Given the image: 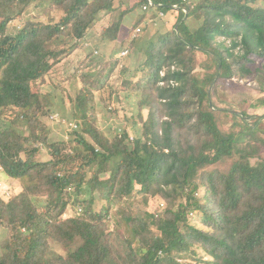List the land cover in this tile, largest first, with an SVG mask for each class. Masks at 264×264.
Returning <instances> with one entry per match:
<instances>
[{"label":"trees","instance_id":"1","mask_svg":"<svg viewBox=\"0 0 264 264\" xmlns=\"http://www.w3.org/2000/svg\"><path fill=\"white\" fill-rule=\"evenodd\" d=\"M146 1L122 9L103 27L102 40L116 42L132 11H140L141 28ZM151 1L160 8L149 12H163L171 25L142 45L136 44L142 30L130 41L144 56L138 106L150 111L141 135L132 142L126 132L107 139L94 124L86 87L71 101L80 129L66 143L51 144L36 129L26 136L18 124H38L51 106L54 97L35 87L68 51L67 40H83L101 15L118 9L114 0H0V170L22 185L8 201L0 199V264H198L187 263L196 249L208 255L206 264H264V115L218 109L209 91L215 80L262 71L250 64L251 57L264 60V7L254 6L257 0ZM31 4H48L62 16L26 21L8 33ZM195 53L209 64H197ZM94 62L103 57L90 56ZM198 68L205 73L194 81ZM41 146L47 161L38 160ZM225 162L226 171L215 167ZM137 195L145 203L162 199L166 207L132 213L126 200ZM76 205L79 214L62 218ZM198 216L207 229L189 223Z\"/></svg>","mask_w":264,"mask_h":264},{"label":"rangeland","instance_id":"2","mask_svg":"<svg viewBox=\"0 0 264 264\" xmlns=\"http://www.w3.org/2000/svg\"><path fill=\"white\" fill-rule=\"evenodd\" d=\"M136 2L137 0H114V7L118 10L105 15L103 21L99 22L98 27H96L97 24H94L90 31L94 29L90 32L91 34L87 40H67L64 46H68L66 47L68 51H64L60 61L39 81V86L35 87V90L50 93L54 97L51 100V106L48 107L47 105L42 109V114L38 117V124L23 126L21 122L18 123L26 136H29V132L31 133L36 129L35 132L39 135L43 134L51 144L56 142L66 143L70 139L71 133L80 129L78 122L73 119L74 111L71 101L76 97L79 90L87 89L86 87L91 92L88 109L94 110L93 114L96 118L94 124L107 139L120 138L125 132L128 134L129 141L130 138L134 140L135 135H141L143 123L147 121L150 111L147 107L138 106L139 100L143 97L137 85L144 81L146 77L143 67L144 56L141 53H134L133 46L129 48L130 41L137 38L131 37L130 31L136 27L135 18H137L140 11H132L124 17L125 28H123L122 34L119 35L118 41L113 42L105 39L99 42L97 40L100 39L104 26H110L112 22H115L122 9H131ZM254 6L264 7V0H257ZM151 12H147L148 15L141 24L142 34L140 33V40L136 41L138 45H142L143 40L152 38L157 32L162 35L166 32V27L171 25L166 19L155 17ZM135 13L136 16H134ZM61 16L62 13L53 6L31 4L21 16L8 24L7 30L8 33L15 34L26 21L27 23L48 22L49 20L57 22ZM191 23L195 24V22ZM94 30L95 32H93ZM217 40L222 41V39ZM226 44H228V41H226ZM123 50H127L128 54L119 57ZM194 55L197 64H209L208 57L201 53H195ZM90 56H102L103 62L101 64L96 62L89 64ZM251 59H253V63L250 66L252 69H262L260 73L242 78L237 73L233 78L219 79L213 82L209 91L213 105L216 108L237 112L246 111L248 115H264V60L256 57H251ZM204 73V70L196 69L193 73V80H201ZM85 82H87V85L84 84ZM215 112L218 113V111ZM54 115L58 117L52 119L51 117ZM225 122L227 123V120ZM218 123L220 127L223 126V118L220 116H218ZM69 124L78 125V128L73 129ZM225 127L228 128L226 125ZM41 150L38 160H49L50 156L45 147L41 146ZM261 156L264 157V146L261 148ZM229 163H220L215 167L221 171H226ZM21 189V183L8 178L0 170V199L6 202L17 195ZM39 204H44V200H41ZM102 204L98 201L95 203L94 207L97 212L101 210ZM165 207L166 202L159 198H151L145 203L142 195H137L126 200V208L132 213H136L138 210L159 213ZM81 209L78 205L71 206L62 218L75 216L81 212ZM188 221L198 228L207 229V224L199 216L191 217ZM105 222L107 231L112 232L114 229L112 215L107 217ZM4 236L5 230L0 229V244ZM57 251L62 253L63 248L59 246ZM196 251V256L192 257L187 263L206 264L209 261L208 255L201 249H196Z\"/></svg>","mask_w":264,"mask_h":264},{"label":"built area","instance_id":"3","mask_svg":"<svg viewBox=\"0 0 264 264\" xmlns=\"http://www.w3.org/2000/svg\"><path fill=\"white\" fill-rule=\"evenodd\" d=\"M175 1H177L178 3H182V4H190V3H192L193 0H175ZM155 8H160V5L154 4L151 0H147L146 3L142 5L141 11L142 12H149V10L155 9ZM173 9H178V7L176 5H174ZM182 11L184 13H186L185 9H182ZM163 16H164L163 12L159 11L158 12V17L159 18H163ZM140 33H141V28L137 27V28L134 29L133 34L131 35V37L136 38L137 36H139ZM127 54H128V51L127 50H123L120 53L119 57H124ZM57 117H58L57 115H54L51 118L54 119V118H57ZM69 126L72 127L73 129H77V125H75V124H69ZM130 141H133V138H130Z\"/></svg>","mask_w":264,"mask_h":264},{"label":"crops","instance_id":"4","mask_svg":"<svg viewBox=\"0 0 264 264\" xmlns=\"http://www.w3.org/2000/svg\"><path fill=\"white\" fill-rule=\"evenodd\" d=\"M136 12V11H135ZM130 13H132V12H130ZM106 15H108V14H106ZM134 16H136V13H135V15ZM103 17H105V15H101L100 16V20L98 21V23H97V26L96 27H98V24H99V22H101V21H103L102 19H103ZM125 20V19H124ZM124 20H123V25H122V27H121V31H120V34H122V30H123V28H125V24H124ZM94 29V28H93ZM92 29V30H93ZM91 30V31H92ZM93 32H95V30L93 31ZM91 34V33H90ZM90 34L88 35V36H86L83 40H87V38L90 36ZM99 42L100 41H102V38L100 37V39H97ZM118 41V40H117ZM104 42V41H103Z\"/></svg>","mask_w":264,"mask_h":264}]
</instances>
